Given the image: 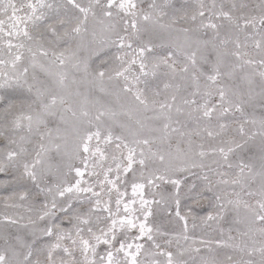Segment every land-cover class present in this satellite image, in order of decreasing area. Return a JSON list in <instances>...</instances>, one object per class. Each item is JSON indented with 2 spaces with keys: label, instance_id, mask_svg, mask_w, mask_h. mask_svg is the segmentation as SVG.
<instances>
[{
  "label": "snow or ice",
  "instance_id": "snow-or-ice-1",
  "mask_svg": "<svg viewBox=\"0 0 264 264\" xmlns=\"http://www.w3.org/2000/svg\"><path fill=\"white\" fill-rule=\"evenodd\" d=\"M0 264H264V0H0Z\"/></svg>",
  "mask_w": 264,
  "mask_h": 264
},
{
  "label": "rangeland",
  "instance_id": "rangeland-1",
  "mask_svg": "<svg viewBox=\"0 0 264 264\" xmlns=\"http://www.w3.org/2000/svg\"><path fill=\"white\" fill-rule=\"evenodd\" d=\"M4 193L2 191H0V195H3ZM0 211H3L2 206H0Z\"/></svg>",
  "mask_w": 264,
  "mask_h": 264
}]
</instances>
